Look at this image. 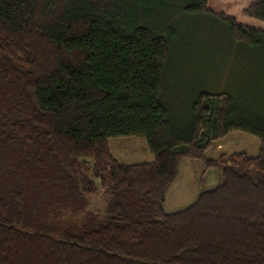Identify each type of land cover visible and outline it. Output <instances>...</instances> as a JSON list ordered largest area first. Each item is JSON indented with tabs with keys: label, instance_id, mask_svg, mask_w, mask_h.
<instances>
[{
	"label": "trees",
	"instance_id": "16d2710c",
	"mask_svg": "<svg viewBox=\"0 0 264 264\" xmlns=\"http://www.w3.org/2000/svg\"><path fill=\"white\" fill-rule=\"evenodd\" d=\"M207 2L0 0V264H264V29ZM244 15L264 22V0ZM182 19L184 39L198 20L221 24L227 64L178 110L165 73ZM232 131L256 137L258 155L205 159ZM117 137L143 138L153 161L118 163ZM184 158L221 183L167 214Z\"/></svg>",
	"mask_w": 264,
	"mask_h": 264
},
{
	"label": "rangeland",
	"instance_id": "374dc122",
	"mask_svg": "<svg viewBox=\"0 0 264 264\" xmlns=\"http://www.w3.org/2000/svg\"><path fill=\"white\" fill-rule=\"evenodd\" d=\"M188 26H192V23L185 19L180 22L181 33L173 44L174 48L172 49L171 59L166 69V85H167V101L173 107H176L178 110L185 109V106H182L188 101V95H191L192 92L201 87L202 81L204 80V73L206 79L213 78L215 75L220 72V69L223 71V67L227 62L223 61V57L217 51H214L215 42H225L226 37L224 36L223 27L221 24H218L213 21H208V23H203L200 20L194 23L195 32H193L191 39H184L186 34H190V29ZM222 31V34H221ZM186 40V41H185ZM227 79V78H226ZM224 79V80H226ZM209 82V81H208ZM210 88V84L208 83ZM212 88V86H211ZM222 98L211 99L208 102V108L211 112L209 115L208 124L206 131L209 136L213 135L212 126L213 120L217 118V110L221 105ZM131 142L130 146L127 148L126 152H132V155L127 156L134 160L131 161H146L147 157L152 154L148 149L147 143L143 138L139 137H130L128 138ZM134 142H140L139 145ZM236 142V144H234ZM222 150L217 149V143H213L212 146L206 151V158L214 159L220 153L226 152L228 155L237 152L244 151L250 157H255L258 154L260 143L256 137L244 133L241 131H232L224 140ZM119 152V150H118ZM124 151V153H126ZM120 155L124 157L122 152ZM121 157V156H120ZM188 166L193 167V172L188 173ZM205 166L201 160H192L185 159L180 166V177L177 182H175L169 189L168 202L175 195L179 194L181 189V196L183 197V191L186 188V185L192 182L187 174L192 175L196 187L198 186L199 180H203V186L199 187V190L213 189L218 183L221 182L220 174L217 170H210L205 172ZM203 176V177H202ZM190 186V185H189ZM197 189H195V194ZM194 192L191 194V198H183V202L175 207V210H180L186 208L194 199L197 198ZM106 197L103 195H97L95 197H88L89 209L95 212L101 211L106 206ZM174 210V211H175Z\"/></svg>",
	"mask_w": 264,
	"mask_h": 264
},
{
	"label": "crops",
	"instance_id": "0c3cea01",
	"mask_svg": "<svg viewBox=\"0 0 264 264\" xmlns=\"http://www.w3.org/2000/svg\"><path fill=\"white\" fill-rule=\"evenodd\" d=\"M260 0H208L207 2V8L212 11L213 13H216V14H224L228 17H232L236 20V22L238 24H241L243 26H247V27H250V28H255V29H264V22L260 21V20H257V19H254V18H251V17H248L246 15H244V11L251 5V4H254L256 2H258ZM230 133H228L226 136H224L223 138L221 139H218V140H213L211 142V145L210 147L212 146L213 143H217V149L218 150H222V146L225 145L224 144V140L226 139V137L229 135ZM130 137H117V138H109L108 139V147H109V151L112 155V157L120 164H123V165H135V164H140V163H151L153 161V156H152V159H151V155L147 157V160L146 161H131L129 162V160H134L133 157L132 159L130 158H127V156L129 155H132V152H129L127 153L126 150L127 148L130 146L131 142L130 140L128 139ZM258 140V139H257ZM134 143H137L139 145L140 142H134ZM236 144V142L234 143ZM209 147V148H210ZM208 148V149H209ZM207 149V150H208ZM260 149V148H259ZM119 150V152H118ZM206 150V151H207ZM124 151L126 153H124ZM206 151L204 152V158L207 159V160H215L217 158H219L221 155H228L226 152H222L220 153L216 158L214 159H208L206 158L205 154H206ZM120 152H122V154L124 155V157L122 155H120ZM237 152H243L245 153L244 151H237ZM237 152H233V153H237ZM259 153V151H258ZM232 154V153H231ZM246 154V153H245ZM247 155V154H246ZM258 155V154H257ZM256 155V156H257ZM121 156V157H120ZM248 157H250L249 155H247ZM255 156V157H256ZM185 159H192V158H184L180 161L179 165H178V173H177V177L175 178V180L169 185V187L167 188L166 192H165V197H164V202H163V210L165 213L167 214H170V213H175V212H178V211H181L182 209L180 210H175V207H177L178 204H180L181 202L185 201L183 200V198L187 197L188 198H191V194L194 192L195 194V189H197V193L194 195V196H199V194L201 193L202 190H205V189H201L199 190L198 192V189L199 187L203 186V180H199L198 182V186L196 187L195 185V182L193 180V177L192 175H189L190 173L193 172V167L192 166H188L189 169L187 170V172L189 174H187L186 176H188L190 178V180H192V182L190 181V183H188L186 185V188L184 189L183 191V197L181 196V189L179 191V194L178 195H175L174 194V197L168 202V191L169 189L171 188V186L177 182L179 180V177H180V173H181V170H180V166H181V163L183 162V160ZM193 160V159H192ZM194 160H200V159H194ZM202 161V160H201ZM204 163V161H203ZM204 166H205V163H204ZM210 170H217V172L220 174V177H221V173L218 169H215V168H206L205 166V169L204 171L207 172V171H210ZM203 177V176H202ZM97 185H99V182L96 181ZM221 183V182H220ZM220 183H218L217 185H219ZM190 185V186H189ZM216 185V186H217ZM215 186V187H216ZM214 187V188H215ZM211 190V189H210ZM101 194V191L99 190V193L97 195H100ZM97 195H93V196H88V197H95ZM102 195V194H101ZM88 197H87V201H88ZM194 199V201H192L189 205L193 204L196 200ZM188 205V206H189ZM187 206V207H188ZM88 207H89V202H88ZM104 209V208H103ZM102 209V210H103ZM185 209V208H184ZM88 210H90L88 208ZM101 210V211H102ZM175 210V211H174ZM92 211V210H90ZM101 211H98V212H101ZM92 212H95V211H92ZM97 213V212H96Z\"/></svg>",
	"mask_w": 264,
	"mask_h": 264
}]
</instances>
